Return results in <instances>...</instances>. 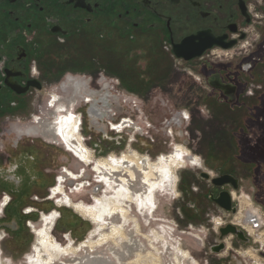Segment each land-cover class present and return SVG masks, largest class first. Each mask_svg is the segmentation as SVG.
Listing matches in <instances>:
<instances>
[{
	"label": "flooded vegetation",
	"instance_id": "obj_1",
	"mask_svg": "<svg viewBox=\"0 0 264 264\" xmlns=\"http://www.w3.org/2000/svg\"><path fill=\"white\" fill-rule=\"evenodd\" d=\"M125 48L126 57L121 59ZM160 48L172 62L183 67L181 76L188 82L182 91L187 98H192L185 102L187 111L211 112L219 123L218 139L208 151L200 152L199 157L187 148L179 147L173 154L161 156L156 162L133 152L119 160H113L111 155L112 160L101 159L93 168L94 153L85 145L80 130L83 117L71 113V108L79 103V97H85L91 103L88 110L93 123L105 115L109 117L113 97L107 84L102 83L104 79L119 73L122 80L136 77L133 66L146 55L155 54L154 57L165 60ZM175 50L182 56H177ZM200 51V56L188 58ZM173 68L172 65L168 69V75L175 74ZM79 79L89 81L88 90L90 83L94 86V82L107 88L103 92L83 91L84 85L78 83ZM64 81H67L64 87L72 96L56 95L50 102L52 110L57 111L56 114L52 112V117L56 116L58 121L50 125L43 121L38 123L41 133L52 138L44 139L45 142L61 147L77 160L79 157L85 167L91 169L92 178L95 171L105 183L118 179L122 184L115 186L114 196H90L91 201L95 199L97 202L92 205L74 202L62 184L47 191L52 194L42 203L54 200L56 205L74 210L96 226L93 235L99 232L100 239L90 241V248L104 245L108 240L103 239L105 235L117 233L112 239L124 237L125 224L130 219L129 206L125 203H137L139 198L144 200L143 196L132 192L133 182H141L144 195L166 186L164 182L169 179L173 189L177 182V190L179 170L187 168L201 170L197 177L199 188L194 189L196 181L190 180L183 192L185 197L193 196L187 206L195 209L198 206L196 200L200 198L213 205L223 217H228L225 222L222 217L214 218L219 240L215 246H225L215 255L226 253L230 239L235 247H249L263 240L261 235L253 240L261 227V216L248 208L255 206L264 214V0H0V117L31 107L39 108L43 97L58 90ZM155 88L161 87L155 85L151 90H157ZM38 108L39 111L41 107ZM10 118L15 115L6 117L7 126L12 124ZM133 125V120L126 118L113 130L121 132ZM32 130L33 133L37 131L36 128ZM20 142L16 143V149L27 147L26 142ZM26 162L16 167V171L24 169V176L29 171ZM80 171L84 177L87 170L82 168ZM121 172L128 173L130 180L121 177ZM49 174L50 171L42 168L37 178L45 181ZM60 174L68 179H79L67 168ZM30 176L23 177L27 181L26 190L40 186L34 180L36 178ZM9 180L14 186L21 184L17 179ZM64 180L67 179H61ZM48 182L50 184V180ZM179 196L177 192L175 198ZM29 200L35 201L31 197ZM14 202V199L5 201L2 215ZM227 202L236 213L221 207ZM32 212L34 210L24 214ZM59 216L57 211L50 216L43 215L44 226L40 229L26 221L27 217L20 226L13 225V232L24 226L34 230L32 233L37 240L32 262L46 264L39 234L47 232L49 239L60 249L70 245L79 252L88 246L86 242L79 246L73 243L63 246L55 240L52 228ZM116 216L123 222L109 228L107 221ZM208 217L212 223L213 217ZM228 225L241 230L244 240L237 235L221 238V229ZM107 228L108 232H104ZM262 234L264 236V232ZM22 235L21 246L28 241V237ZM2 236L4 243L6 235L3 233ZM196 238L202 239L201 236ZM255 252L262 257L259 264H264V243ZM62 255L63 252L54 258L60 259ZM54 258L50 259V264H54ZM252 264L258 263L252 261Z\"/></svg>",
	"mask_w": 264,
	"mask_h": 264
},
{
	"label": "rangeland",
	"instance_id": "obj_2",
	"mask_svg": "<svg viewBox=\"0 0 264 264\" xmlns=\"http://www.w3.org/2000/svg\"><path fill=\"white\" fill-rule=\"evenodd\" d=\"M123 51L125 54L121 55V59H125L127 54L126 48ZM160 51L165 60L151 54V56H145L148 58L140 59L139 64L136 62L137 67L133 66L136 77H125L122 80L119 73L104 79L102 83L107 84L113 97V101L110 100L113 109L109 117L105 115L101 120L97 119L93 123V118L86 113L91 103L85 97H79V103L76 102V105L71 108V113L83 117L80 130L85 145L90 149L89 151L94 153L93 168L101 159L110 161L113 155V160H119L123 155H132L133 152L156 162L161 156L173 154L179 147L187 148L193 155L199 157L200 152L208 151L215 139H218L219 123L211 112H198L194 109H191L192 113L187 111L185 102L192 98L191 96L187 98L182 91L183 85L188 82L181 76L183 67H180L181 64L178 62H172L162 48ZM172 65L175 74L168 75V69ZM178 69L181 70L178 71ZM66 83L67 81H64L61 87H57L58 90L47 93L43 97L39 111L38 107H31L20 113L11 112L0 117V264H33L35 261L32 262L31 259L34 256L33 248L37 240L35 233H32L34 230L31 228V231L28 226H24L19 227L18 232H13L12 227L14 224L20 226L25 220L24 217H27L26 221L40 229L44 226L42 216H50L54 211L61 216L56 219L52 228V235L57 242L63 246L69 243H73L74 246H79L83 242L88 244L79 252L67 245L64 247L66 251H62L61 258H54V264H88L90 258H101L108 264H137V260H140V264H252V261L261 263V254H256L255 250L260 249L261 243H264L262 234L264 214L255 206L248 209L249 211L255 210L258 216H261V227L256 232L257 238L253 237V240L259 239L260 235L263 240L260 239L249 247H242V245L235 247L232 245L233 239H230L228 241L230 245L227 244L228 249L226 253L224 252L225 255L224 253L215 255L210 251L211 246L219 242L215 219L222 217L223 220H221L225 222L228 217H223L213 205L203 199L201 201L200 198L196 200L198 206L195 209L187 206L191 198L193 199V196L188 198L183 194L188 188L189 181L195 180L196 184L193 188H199L197 177L201 170L192 168L179 170L177 190V182L173 189L169 179L164 182L166 186H161L154 193L144 195L145 189L141 182H133L132 192L143 196L144 200L139 198L137 203H125L129 206L130 219L125 224L124 237L110 238L104 245L90 248V241L98 242L100 239L99 232L93 235L96 226L92 222L64 205H56L54 200L42 203L50 197L49 194H52L49 192L58 186L57 180L65 186L63 189L74 202L82 201L88 205L96 202L95 199L91 201L90 196L98 198L114 196L115 186L121 184L118 179L113 178L114 182L108 181L107 184L104 178L95 171H93V179L91 169H87L79 157L77 160L61 147L45 142L46 139L52 138L45 137L41 133V125L38 123L43 121L50 125L58 121L56 116L52 117V112L56 114L57 111L52 110L50 102L56 95H63L65 98L72 96L69 89L64 87ZM78 83L84 85L83 91L88 90V80L79 79ZM155 85L161 88L151 90ZM105 88L107 87L102 86L101 83L94 82V86L90 83L88 91L103 92ZM184 112L190 113V122H185L181 117ZM10 115H15V118H10L12 124L7 126L6 117ZM126 118L133 120L134 125L122 132H115L113 129L116 124L118 126ZM33 128L37 130L34 133ZM6 131H8L7 134ZM19 141L26 142L27 147L16 149V143ZM25 160L29 169L26 176L23 174L24 169L16 171V167ZM28 163L33 165L30 166ZM42 168L50 171L45 181L37 178ZM64 168H67L70 173L77 174L79 179H68L60 174ZM82 168L87 170L84 177L80 174ZM208 170L211 173L214 172L212 169ZM29 175L36 178L34 180L40 184L39 187L26 190L27 181L23 177ZM62 176L67 180L62 182L61 179H65ZM121 177L130 180L128 173L121 172ZM9 178L19 180L21 184L14 186ZM72 190L73 193H71ZM177 192L180 195L178 199L175 198ZM193 193L199 194V192ZM30 197L35 201L30 202ZM9 199H14L15 202L2 215V211L5 210L3 208L5 201ZM57 201H60V198ZM31 210L34 212L29 215L24 214ZM208 215L213 217L212 223L209 222ZM122 222L119 216L107 221L110 224L109 228ZM104 232H108V228ZM3 233L6 235L4 243ZM22 234L28 237L27 243L23 246H21L20 236ZM196 236H201V241ZM131 241L137 246L130 254L127 247H130ZM231 248L237 250L238 253ZM249 249L252 250L251 253L248 252ZM122 253L127 254L124 260H121Z\"/></svg>",
	"mask_w": 264,
	"mask_h": 264
},
{
	"label": "bare ground",
	"instance_id": "obj_3",
	"mask_svg": "<svg viewBox=\"0 0 264 264\" xmlns=\"http://www.w3.org/2000/svg\"><path fill=\"white\" fill-rule=\"evenodd\" d=\"M181 117L183 118V120L185 122H189L190 121V117L189 114H187L186 112H184L183 114H181ZM125 130V129H124ZM123 130V131H124ZM122 132V130H121ZM58 185H60V181L58 180ZM9 202V201H8ZM5 207V205H4ZM117 233H113L112 235H105L103 236L104 240H107L109 238H114L116 236ZM39 241L40 244L42 245V249L41 251L43 252V256L42 258L44 259L46 264H50V259L52 260L54 258V255H59L62 251H66V249H60V247L58 245H56L53 241H51L49 239V236L46 233L44 234H39ZM137 244L133 243L130 247H127V251L131 254L136 248ZM126 253H122L121 256V260H124V257L126 256ZM137 264H140V260L136 261ZM88 264H108L106 260H103L101 258H90Z\"/></svg>",
	"mask_w": 264,
	"mask_h": 264
},
{
	"label": "water",
	"instance_id": "obj_4",
	"mask_svg": "<svg viewBox=\"0 0 264 264\" xmlns=\"http://www.w3.org/2000/svg\"><path fill=\"white\" fill-rule=\"evenodd\" d=\"M177 56L181 57L182 53L178 52L175 50ZM202 54V51L196 53L195 55H191L188 58L194 57V56H200ZM88 108V107H87ZM89 109V108H88ZM86 110L87 115H89V110ZM90 116V115H89ZM216 183V182H215ZM221 207L225 209L227 212H231V207H230V202H227L225 204H221ZM232 213H236V210H232ZM230 235H237L239 238L243 239L244 234L241 230H238L235 226L233 225H228L226 228L221 229V238H226ZM244 240V239H243ZM225 248L224 244H221L219 246H212L211 247V252L213 254H219L221 251H223Z\"/></svg>",
	"mask_w": 264,
	"mask_h": 264
}]
</instances>
